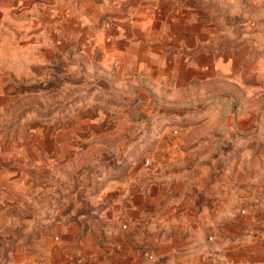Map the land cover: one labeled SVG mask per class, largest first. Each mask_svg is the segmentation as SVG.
I'll list each match as a JSON object with an SVG mask.
<instances>
[{"label":"rangeland","instance_id":"374dc122","mask_svg":"<svg viewBox=\"0 0 264 264\" xmlns=\"http://www.w3.org/2000/svg\"><path fill=\"white\" fill-rule=\"evenodd\" d=\"M41 1L0 21V264H49L69 225L126 230L122 207L205 157L211 128L228 141L264 111V0H186L116 30ZM162 186L144 196L158 212L179 192Z\"/></svg>","mask_w":264,"mask_h":264},{"label":"crops","instance_id":"0c3cea01","mask_svg":"<svg viewBox=\"0 0 264 264\" xmlns=\"http://www.w3.org/2000/svg\"><path fill=\"white\" fill-rule=\"evenodd\" d=\"M35 1L0 0V21L3 15L19 18L22 10H33ZM41 2L47 15L51 6L60 11L66 5V0ZM80 2L81 7L89 4L102 21L108 18L110 29L116 30L113 21L149 25L154 13L169 11L170 5L186 0ZM143 38L132 36L140 43ZM259 116L258 122V117H252L249 127L236 126L228 141L219 138L225 128H211L213 133L217 130L219 140L207 144L205 157L192 159L184 169L174 168L160 175V181L154 180V190L163 189L166 183L179 190L170 195L168 209L158 212V207L151 208L144 196L157 198L159 193L151 189L139 197L137 207H122L138 213L136 222L126 224V230L115 220L106 222V237L99 228L80 233L79 227L69 225L61 243L46 252L49 264H264V127L258 126L264 111ZM150 213L153 216L147 218ZM141 246L153 255L152 262L137 251Z\"/></svg>","mask_w":264,"mask_h":264},{"label":"built area","instance_id":"2783aa9c","mask_svg":"<svg viewBox=\"0 0 264 264\" xmlns=\"http://www.w3.org/2000/svg\"><path fill=\"white\" fill-rule=\"evenodd\" d=\"M150 258V257H149Z\"/></svg>","mask_w":264,"mask_h":264}]
</instances>
